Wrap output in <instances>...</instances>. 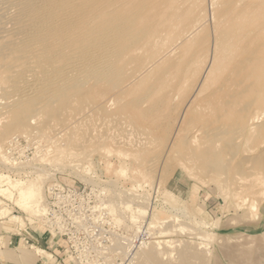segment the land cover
Returning <instances> with one entry per match:
<instances>
[{"label": "bare ground", "instance_id": "6f19581e", "mask_svg": "<svg viewBox=\"0 0 264 264\" xmlns=\"http://www.w3.org/2000/svg\"><path fill=\"white\" fill-rule=\"evenodd\" d=\"M149 8H151L150 4H134V6L130 4L128 6L125 0H0V44L7 51V55L1 60L4 68L14 67L13 65L17 61L24 58L39 64L40 68L44 70L47 68L45 66L53 69L60 66L58 70H54L59 81V84L54 88L55 91L57 90L56 92H60L57 99L59 108L66 98L70 101L73 99V95L68 92L73 88L71 84L79 76H82L86 69L87 81L78 84L77 88H82L95 81V90L110 94L109 99L104 104L99 106L96 111L94 109L96 114L93 117L65 118L55 125L52 132L55 133L57 139L53 148L55 151L61 152L55 153L51 161L62 159L66 153L61 150L63 148V128L67 127L66 130H69L80 123H88L94 128V125H98L97 123L104 115L103 113L112 114L117 109L135 107L136 102L134 101L125 103L129 88L132 84L150 78L153 73H157L164 93L155 98L150 97L149 101L157 105L154 108L155 113L160 112L161 109L163 111L164 109L170 110L171 107L174 108V110L171 109L172 111H176L175 116L168 120V134L155 142L148 137L138 143L135 140L136 136L135 139L132 138L133 132L130 133L131 135H127V138L123 135L125 136V141H123L129 146L128 148H133L125 156H116L130 159L128 172L118 166L113 167L111 171L112 166L108 161H97L98 169L100 168L107 173L111 171L113 176L127 177L131 182H138L139 188L143 191L142 194L131 192L126 199L124 194L127 192L124 191L123 195L121 194L123 197L120 196L121 190L116 191L118 188H115L117 186L115 183L101 187V181L92 179L91 169H94L95 163L76 168L73 158L76 159L78 154H74L66 162L56 163L58 165L55 164V170L77 175L81 183L89 185L94 192L96 191V197L99 200L96 209L99 212L94 221L95 219L97 222L99 219L101 221L100 216H103L104 220L105 215L100 212V209H104V207L108 208L106 215L109 213L115 215L116 221L127 219L129 227L133 231V237H121L120 235V238L116 240L111 239L113 241L111 244L114 246L112 247H118L117 253L121 255L122 260H126L125 264H206L204 253L199 252L200 248L194 243L196 238H192V242L185 240L184 243L173 247L174 250L172 251L171 246H168L172 245L169 241H153L147 245L141 242L137 246L138 249L136 248L132 253H129L132 249L129 247L130 243H134L135 238L138 240L137 234L141 233V230L144 231L143 234L146 232L151 235L159 215L154 207H150V200L148 201V193L146 192L153 174H140L137 167L152 157L153 159L156 157L155 161L157 157L164 159L169 155L171 146L176 143L177 137L186 133L187 136L182 139L184 142L183 155L188 157L186 159L189 162L192 159L195 164L204 168L209 177L208 180L218 187L219 197L225 201L230 196L234 199L241 197L240 201H243L244 198V202L237 204L239 208L245 206L249 210L253 208L252 211H256L258 205L257 201L253 199L254 195H260L261 198L262 196L264 198V0H196L198 18L194 27L184 31L168 48L156 52L149 59L138 63L136 68L130 66L127 71H122V63L125 58L138 56L143 50L149 51L153 48L156 39L165 37L167 34L169 24H161L159 29H155L148 23L149 18H146V15H148ZM170 10L174 12L175 8L171 7ZM172 15L177 17L176 13ZM90 27H92L91 36L86 34ZM197 32L198 35L202 32L207 35L204 48H200L201 45L198 48L199 75H196L195 62L191 59L178 65L175 63L188 41L192 40ZM76 55L88 57L89 62L77 67L73 71L74 74H68L65 70L71 69ZM191 76H196L192 87L193 93L189 95L185 103L179 106L175 103L180 95L179 88ZM16 78L17 81H25L21 75ZM17 81H14L13 85L10 86L11 91L9 93L14 94ZM69 86H71L70 89H68ZM51 95L53 93L46 94L43 101L50 99ZM200 96L201 103L207 104L209 109L205 106L202 109V116L195 115L189 118L192 105ZM21 98H24L25 101L30 100L27 95ZM11 102L13 101L11 100ZM18 103L20 102H17V107L14 104L15 108L10 112L11 117L14 121L17 120V127L25 128L24 138L26 141L35 145V142L38 143L36 137H40V134L36 135L30 130L33 125L37 131H41L43 123L38 115L35 118L36 113H34V106H40L41 102L32 105L29 103L18 105ZM3 104L0 105L3 106ZM8 104L7 106H10V103ZM175 106H179L178 109ZM21 117L29 119L24 123L25 126L23 123L18 126ZM214 120L216 123L209 127L211 129L206 138L202 142L196 143V137L199 133H203L204 126ZM70 122L73 126L69 124ZM201 123L202 125H200ZM104 127L105 129L108 128L105 125ZM99 132L94 131V134H97L95 138L99 140L113 142L118 138L113 132L105 137H100L98 135H101V132ZM13 133L18 134V130L16 129ZM28 133L30 134L26 135ZM32 133L35 136L31 137ZM92 137L94 138V136ZM19 139L16 135L15 138L7 140L4 149L1 150L0 148V157L2 156L3 160L6 158L5 162L6 160L9 164L13 162L8 153L16 150ZM182 141L180 142L182 143ZM151 142H154L153 145L151 144L152 147L148 146ZM2 153L4 154L2 155ZM4 156L6 157L4 158ZM180 158L178 161L183 160L182 157ZM165 160H169V158ZM25 163L29 164L30 160ZM2 165L5 166V164ZM12 166L14 165L12 164ZM179 168L190 181H199L200 172L197 173L196 171L199 170H195L198 167L192 168L187 163L181 162ZM35 171L39 175L40 182H28L26 184L14 182L4 173H0V218H5L6 212L10 211L7 208L8 205L6 203L4 205L3 198L8 199L13 206L22 208L28 213L26 223L23 218L10 211L9 220L14 222L16 226L35 227L37 224L43 225L47 221L45 219L43 184L47 180H53L54 173L50 174L44 168L37 167ZM138 177L143 180L141 184ZM157 179L159 180L156 185L153 184L149 187L151 193L160 192L158 185L161 177ZM203 182L205 183L204 180ZM176 186L178 185L176 184ZM104 188L110 192L108 198L104 195ZM12 190L16 191V194ZM166 195L165 202L170 207L171 215L163 218V228L161 231L159 230L160 232L155 229L158 232H154L159 235L168 233L167 225L168 227L175 226L180 222L179 218L187 216L184 209L174 207L172 201L169 200V194L166 193ZM247 195L253 196L252 199L248 198ZM120 197L126 200H121ZM115 199L121 201L116 202ZM105 201L108 205L105 204ZM113 203L119 205L116 206ZM140 206H143L145 210L139 208ZM147 208L151 210L150 222L143 220L148 215ZM141 220L143 221L141 222ZM140 223L144 225H140ZM208 224L201 221L198 226L192 225L197 227L204 225L203 227L207 228ZM176 226L180 227L182 231L185 230V227H181L179 224ZM189 226L191 227V225ZM188 227H186L187 232L190 229ZM191 230L193 229L191 228ZM197 230L199 229H196L194 233L191 231L192 236H201L200 231L197 232ZM191 232L190 234H192ZM100 234H98L99 237ZM260 236L264 237V231ZM24 237H22L23 241ZM208 237L210 238L209 235ZM35 249L36 254L46 264L54 263L55 260L50 252L39 247ZM0 255L1 258H4L8 254L0 250ZM114 255L116 257L117 254ZM163 256H168L165 263L162 261Z\"/></svg>", "mask_w": 264, "mask_h": 264}, {"label": "rangeland", "instance_id": "374dc122", "mask_svg": "<svg viewBox=\"0 0 264 264\" xmlns=\"http://www.w3.org/2000/svg\"><path fill=\"white\" fill-rule=\"evenodd\" d=\"M125 3L128 4V6L130 4H132V6H134V4H150L151 8H149L148 15H146V18H149L148 23L152 26V28L155 29H159L160 25L164 23H166L167 25L169 24V28L167 30V34H165V37L156 39L152 49H149V51L143 50L142 53H140L138 56H134L133 58H125L124 62L122 63V71H127L130 66H135L136 68V65L141 61L149 59L154 55V53L168 48L169 45L172 44L184 31H187L189 28L194 27V25L197 24L198 16L196 12V0H125ZM171 7L175 8L174 12H171ZM173 13H176L177 17L173 16ZM90 28L86 32V34L89 36H91L92 32V27ZM206 40V33L202 32L198 35L197 32L192 40H189L190 42L188 41V44H186V47L183 49V52H181L180 57L176 60L175 63L178 65L188 61V59H191L195 62V70H197L196 75H199L200 70L198 48L200 45V48H204V46L206 45ZM6 55L7 51L0 44V104L5 103L3 104L4 107L0 105V111L3 113L2 114L0 112V148L1 150L4 149L7 145V140H9L10 138H15L17 135L22 141L21 146L19 144L16 146L17 152L20 156L24 154V152L27 153L24 154V157H19V155L16 154V159L12 158L13 162L10 164L7 162V160L6 162L4 161L6 159V156H4V160L1 156L2 159H0V163L5 164V166L0 164V173H4L10 178V180L19 182L20 184H26L28 182H40L39 175L35 171L36 167L44 168V170H46L50 174L54 173L53 180H47L43 184L46 197V189L50 187L51 183L54 182L55 179L63 178L67 183L73 182L78 184V182H81L77 175L71 174L69 172H59L58 170H55L56 163L66 162L71 159L74 154H78V157L76 159L73 158V162L75 163L76 168L78 169L88 164L95 163L94 169H91V174H93L92 179L101 181V187L109 186L110 183H115V186L117 185L115 188H118V190H116L117 192L123 190V192H119L120 196L123 195L124 191L127 192V194H124V196H126V199L131 192L142 194L143 191L141 190V188H139L138 182H131L127 177L125 178L124 176H113L111 174V171L113 167L116 168L117 166L124 169L126 172H128L129 170L128 168L130 159L127 157L116 156H125L127 155L126 153L132 151L133 147L128 148L129 146L124 142V139L127 138V135L129 136V134L133 132V137H131L133 139L136 138L135 140L137 141V143L140 140L143 141L148 137L153 139V141L155 142L157 139H163L169 132V128L167 127V124L169 122L168 120L169 118L175 116L176 111H172L174 110V108L172 109L171 107L172 110L164 109L163 111L161 109L160 112L155 113L154 108H156L157 105L152 104L149 101L150 97L155 98L164 93L162 91L163 89L161 88V83L157 78V73H153L150 78H146L132 84L129 88V94L128 96H126L125 103L134 101L136 102L135 107H125L120 110L117 109L115 112H112V114L103 113L104 115H102L99 123H97L98 125H94V128H92L88 123L76 124L69 130H66L67 127L63 128V148L61 150L66 153L65 155H63L62 159H58V161H51V158L55 153L58 154L59 152H61L55 151L53 148V144L57 139L55 133L52 132L55 125H57L60 120H63L65 118L71 119L73 117H93V115L96 114L95 111L97 110V108L109 99L110 94L95 90V81L90 82L82 88H77L78 84L87 81L88 73L86 69V71L83 72L84 74L82 76H79L76 81L71 84L73 88L70 89L71 86L68 87V89H70L68 92L73 95V99L70 101L66 98L63 101L62 106L59 108L57 99L60 96V92H56L57 90L55 91L54 88L59 84L55 71L58 70L60 66H56L54 67V69L45 66L47 68L46 70H44L40 68L39 64L33 63L31 60H27V58H24L17 61L13 65L14 67L4 68L1 59H3ZM86 62H89L88 57L83 55H76L74 56V63L71 69H67L65 70V72L71 74L77 67H80ZM18 75L24 77L23 79H25V81H17L18 79L16 77H18ZM195 80L196 76H191L186 81V83L180 86V95L176 99V104L181 106L183 103H185L189 95L193 93L192 87ZM14 81H17L16 91L14 92V94H12L11 92L9 93V91H11L10 86L13 85ZM5 90H7L8 92H5ZM50 93H53L50 99H48L47 101H43L46 94ZM11 94L13 95V97ZM24 95H27L30 100H23L24 98L22 99L21 97H24ZM10 99L13 102H11ZM20 99L22 100L20 101ZM16 101L20 102L18 103V105L21 103H29L32 105L41 102L40 106H34V113H36L35 118L38 115L41 122L43 123L41 131H37L33 125L31 126V128L35 130H30L36 133V135L40 134V137H36L38 143L35 142V145L29 144L26 141V139L24 138V132H26L25 128L17 127V120L14 121L11 117L10 112L14 110V104H16L17 107ZM8 103H10V106H7L9 105ZM179 106H175V108L177 107L176 109H178ZM204 107L208 108L209 106H207V104L205 103H201L200 96L193 103L190 115L188 117L190 118V116L195 115L202 116V109ZM3 111L6 113L4 114ZM28 120L29 119L26 117H21L20 121H18L20 122L18 126L22 123L24 124ZM215 123L216 122L214 120L204 126L205 129L203 130V133H199L197 135V139L195 142H202L211 129L209 127ZM69 124L72 125L71 122ZM104 125L108 126V128L105 129ZM200 125H202V123ZM23 126H25V124ZM16 129L18 130V134L13 133ZM99 130L101 133L99 132ZM94 131L96 133L99 132L101 135L98 136L100 137H105L107 134L113 132L118 138H116V141L114 140L113 142H108L107 140H99L95 138V135L97 136V134H94ZM34 133L31 134V137L35 136ZM29 134L30 133L26 135ZM123 135H125L126 137ZM92 136H94V138ZM186 136V133H182L179 137H177L176 143L171 146L169 155L164 159L157 157V160L155 161L154 159H156V157H154V159L152 157V159H146L143 164H140L137 167L140 174H153L150 182L148 183V189H146V192L148 193V201L150 200V207H154L155 210L159 212L157 224L154 228V231L155 229L161 231L164 222L163 218L171 215L169 210L170 207H168L167 203L165 202V199H167L166 193H168L169 200L172 201V205H174V207L184 209L185 213H187L186 217L183 216L182 218H179L180 222H178L177 224L173 223L174 225L179 224V226L185 227V232L176 225L172 227H168L167 225L168 233L164 235L155 233L158 231H153L151 235H148L146 232L145 234H143L144 231L142 232L141 230V233H138L137 236L141 238L143 237L144 239L142 238V240H140V238L138 237V240H136L135 238L133 241L135 242V244L133 245L134 249H131L129 253H132L136 248L138 249V242H144V245H147L149 243H152L153 241H169L172 245H167L171 246L172 251L174 250L175 246L177 247L178 245H180V243H184L185 240L187 242H192L193 240L191 239L196 238L194 240V243L200 248L199 252L204 253V256L206 257V264H264V237L260 236V234L264 231L263 196L262 198L260 195H254V197L252 196L253 199L257 201L256 203L258 205L255 212L254 210L252 211L253 208H251L250 210L245 206V208L242 206L241 208H239V205L237 204L239 202H244L243 197V201L239 200L241 197L234 199L232 196H230L226 199V201L222 199V197L220 198V191H217L219 190L217 189L218 187H216L214 183L212 184L208 180L209 177L204 168H201L198 164H195L192 159L191 162H189V160L186 159L187 156L183 155L184 142L182 141V139ZM180 141H182V143ZM154 142L149 143L148 146L152 147ZM27 148L29 149L26 150ZM173 152L175 153L173 154ZM3 154L4 153H2V155ZM180 157H182L183 160L178 161L179 159H181ZM167 158H169V160H165ZM28 160H30V163H25ZM100 160H102L103 162L108 161L111 164L112 167L110 173H107L100 168L98 169L97 161ZM164 162H167V165ZM181 162L187 163L189 167L192 168L198 167L195 168V170H199L196 171L197 173L200 172L199 181H190L187 178L184 172L179 168V164ZM12 164L14 166H12ZM159 177H161L158 185L160 188V192L151 193L149 187L153 186V184L156 185L159 180H156V178ZM177 179L180 180L179 185L175 183V180ZM138 180L140 184L143 181L141 177H138ZM203 180L205 181V183L203 182ZM202 182L204 186L203 184L201 185ZM176 184L178 186H176ZM132 186H134V188H132ZM103 191L104 195L108 198L110 194L109 190L105 189ZM13 193L16 194V191H13ZM255 196L258 198L256 199ZM122 197H120L121 200L125 201L126 199ZM247 197L252 199V197H249L248 195ZM119 199H115L116 202H120L121 200ZM2 201L4 202V205L5 203L8 205L7 208L10 209L11 213H15L14 215L23 218L25 221L27 220L28 213L25 210L13 206L12 202L8 199L2 198ZM105 204L108 205L107 202ZM113 205L118 206L119 204L113 203ZM139 208L145 210L143 206H140ZM107 209L108 208L105 207L104 209H100V212L105 216L104 220L103 216H100L101 221H98L99 224L97 223L95 227V235L101 233V239L108 241L111 239L116 240L117 238H120V235L121 237L128 236L132 238L133 231L129 227L130 225L128 224L127 219L116 221L115 215L110 213L109 215H106V213H108ZM10 211L6 212L7 215L5 218H0V250H3L8 254L4 258H1L0 255V264H46L44 260L36 254L37 252L35 248L38 247L47 250L52 254V257L55 260L53 264H78L79 261L82 262L86 260L84 259V257L81 259L79 257L77 260L69 259L66 244L63 241L66 240V237L63 236V238H61L57 236V238H55L54 240L53 238L51 239L49 233L42 227L44 224L41 225L39 223L35 227L28 225L16 226L14 222H11L9 220L8 216L11 215ZM146 212L148 213V215L143 220L146 222H150V208H147ZM143 220H141V222ZM201 221L206 224L209 223L207 228L203 227L204 225L197 227L198 225H200ZM192 224H196L197 226H193ZM140 225L144 224L140 223ZM169 225H171V222H169ZM189 225H191V227ZM188 226L190 227L189 232H187L188 229L186 230V227ZM191 228L193 230H191ZM196 229H199L197 230V232L200 231L201 236H192L193 233L196 232ZM115 232L116 234H113ZM190 232L192 234H190ZM80 234L81 232L77 233V235ZM208 235L210 236V238L208 237ZM23 236H25L24 241L22 240ZM113 237L116 238L114 239ZM37 239L39 240L38 246L36 245ZM115 248L117 249L118 247ZM116 249L115 252L117 255L116 257L114 255L115 260L114 258L112 260H114V263L116 264H119V261H121L122 263L124 262L123 264H125L126 260H122L121 255H118ZM171 255H174V253H171ZM168 256H163L162 261L164 263L166 262L165 260H167ZM90 258L91 257H88V260L86 261L87 263L89 262Z\"/></svg>", "mask_w": 264, "mask_h": 264}, {"label": "built area", "instance_id": "2783aa9c", "mask_svg": "<svg viewBox=\"0 0 264 264\" xmlns=\"http://www.w3.org/2000/svg\"><path fill=\"white\" fill-rule=\"evenodd\" d=\"M21 142L19 139L20 146ZM26 153L24 152V154ZM16 154L19 155L17 150L8 153L14 159H16ZM24 154L21 156L24 157ZM21 156L19 155V157ZM46 190L45 219L47 221L42 227L53 240L57 236L66 237V240L63 241L66 244L69 259L77 260L79 257L86 259L77 262L78 264H114L112 259L116 254V248L112 247V241L102 240L101 237L95 235V227L98 222L97 219L94 221V218L98 216L99 212L96 209V204L99 201L96 191L94 192L88 185L81 182L78 184L67 183L63 178L55 179ZM47 222L51 225H48ZM78 232L81 234L77 235ZM140 243L138 242L139 245ZM130 244V249H133L135 242ZM87 257H91V261L88 263L86 262Z\"/></svg>", "mask_w": 264, "mask_h": 264}, {"label": "crops", "instance_id": "0c3cea01", "mask_svg": "<svg viewBox=\"0 0 264 264\" xmlns=\"http://www.w3.org/2000/svg\"><path fill=\"white\" fill-rule=\"evenodd\" d=\"M175 178H176V177H175ZM175 183H177V184L179 185L180 180H179V179L175 180ZM38 244H39V240L37 239V240H36V245L38 246Z\"/></svg>", "mask_w": 264, "mask_h": 264}]
</instances>
